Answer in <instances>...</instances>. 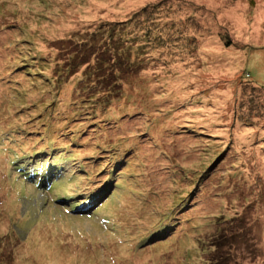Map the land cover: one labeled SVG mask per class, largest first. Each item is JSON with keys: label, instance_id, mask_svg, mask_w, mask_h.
<instances>
[{"label": "rangeland", "instance_id": "374dc122", "mask_svg": "<svg viewBox=\"0 0 264 264\" xmlns=\"http://www.w3.org/2000/svg\"><path fill=\"white\" fill-rule=\"evenodd\" d=\"M0 264H264V0H0Z\"/></svg>", "mask_w": 264, "mask_h": 264}, {"label": "trees", "instance_id": "16d2710c", "mask_svg": "<svg viewBox=\"0 0 264 264\" xmlns=\"http://www.w3.org/2000/svg\"><path fill=\"white\" fill-rule=\"evenodd\" d=\"M151 8H153V9H154V8H155V9H158V8H160V7H154V6H153V7L144 8V9H142L139 13H137V16L146 15L147 17H149V16H150V13L152 12V11L150 10ZM149 23H150V26H151V23H152V22L149 21ZM145 34L150 35L151 33H150V32H149V33L146 32ZM146 44H148V43H146ZM100 86H101V85H100ZM113 86H116V84H113V85H112V88H113ZM107 90L109 91V93L113 91V89H111V91H110L109 89H107ZM102 91L106 93V89H103ZM240 109H241V108H240ZM94 203H95V202H93V204H94ZM155 238H157V237H155ZM157 239H159V240H158L159 242L162 240V239H160V238H157Z\"/></svg>", "mask_w": 264, "mask_h": 264}]
</instances>
